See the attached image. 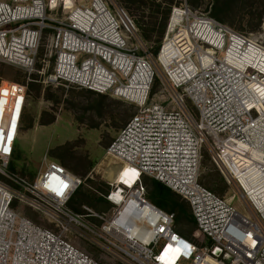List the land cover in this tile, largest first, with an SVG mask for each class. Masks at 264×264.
I'll use <instances>...</instances> for the list:
<instances>
[{
	"label": "built area",
	"instance_id": "2783aa9c",
	"mask_svg": "<svg viewBox=\"0 0 264 264\" xmlns=\"http://www.w3.org/2000/svg\"><path fill=\"white\" fill-rule=\"evenodd\" d=\"M110 3L0 0V64L37 73L46 85L76 86L136 105L107 155L139 172L132 186L108 192L112 209L99 228L86 224L67 207L84 178L48 153L35 178L11 170L29 86L0 77V264H102L63 237L73 228L133 264H264V45L208 14L174 7L156 58L126 10ZM176 9L185 15L172 27ZM183 29L190 54L162 59ZM156 80L167 97L152 102ZM206 150L238 189L246 214L202 185ZM146 177L188 202L211 246L176 231L175 215L147 198ZM22 207L58 222L59 231L33 221Z\"/></svg>",
	"mask_w": 264,
	"mask_h": 264
},
{
	"label": "rangeland",
	"instance_id": "374dc122",
	"mask_svg": "<svg viewBox=\"0 0 264 264\" xmlns=\"http://www.w3.org/2000/svg\"><path fill=\"white\" fill-rule=\"evenodd\" d=\"M115 2L126 10L138 30L137 36L157 58L168 30L174 7L188 6L192 12L215 18L233 30L249 38H258L264 45V0H107ZM185 12V11H184ZM215 12L218 13L215 16ZM173 40V39H172ZM167 43V54L179 55L180 59L190 53L192 44L183 37ZM46 42L40 49L42 66ZM252 53L255 52L251 49ZM250 51V54H251ZM180 60L179 63H182ZM53 66V61L50 63ZM0 77L4 81L28 84L29 94L23 131L20 132L12 171L35 178L40 170L43 157L48 153L50 160H56L70 172L81 176L85 183L80 189L81 198L88 196L90 204L77 203L73 213L80 215L86 224L100 227L102 218L109 216L111 205L105 199L115 184H120V176L125 168L117 160L107 155V150L119 131L136 114V105L110 95L71 85H46L40 75L27 74L24 70L0 64ZM167 94L162 93V83L156 80L150 101H161ZM201 183L220 197L230 201L239 212L246 214L245 204L239 198L238 189L229 186L217 170L206 150L202 161ZM152 181L146 179L144 185L152 192ZM33 221L59 231L60 224L51 222L39 213L26 207ZM180 227L193 236L198 243L204 237L197 226L182 219ZM182 229V228H181ZM201 233V234H198ZM63 237L75 247L102 264H133L124 255L103 248L98 238L84 230L73 228ZM210 260V259H209ZM204 264H216L213 261Z\"/></svg>",
	"mask_w": 264,
	"mask_h": 264
},
{
	"label": "trees",
	"instance_id": "16d2710c",
	"mask_svg": "<svg viewBox=\"0 0 264 264\" xmlns=\"http://www.w3.org/2000/svg\"><path fill=\"white\" fill-rule=\"evenodd\" d=\"M214 15L217 16L218 13L215 12ZM183 16H184L183 9H176L174 15L172 16V27L175 24H177L179 19L183 18ZM181 37H184V34H177L174 37L172 43ZM163 57H164V55H162L161 58L163 59ZM146 179H150L152 181L151 184L153 187L152 192H150V190L148 189V187L145 184V186L147 188V198L153 204L157 205L158 207H160L164 211L169 212V213H173L175 215V217H176L175 229L178 233H180L181 235H183L184 237H187L189 239H194L193 236L188 235L183 231V227L179 226L181 224L180 222L182 219H186L190 223H192L194 226H196V223L194 221L192 211H191V208H190L188 202L185 201L181 196H179L178 194H176L175 192H173L172 190L167 188L166 186L162 185L161 183H159V182H157L151 178L146 177V178H144L143 182H145ZM80 189L75 193V195L71 198V200L69 202V207L75 211H79L76 208L77 203H79V202L82 204H90L91 203V200L88 196H84L83 198L80 197L81 196ZM203 245L211 246L210 240H208L207 238H204ZM210 260L213 262H216L215 260H212V259H210ZM207 261L208 260H206L205 262H207ZM216 264H220V263L216 262Z\"/></svg>",
	"mask_w": 264,
	"mask_h": 264
},
{
	"label": "bare ground",
	"instance_id": "6f19581e",
	"mask_svg": "<svg viewBox=\"0 0 264 264\" xmlns=\"http://www.w3.org/2000/svg\"><path fill=\"white\" fill-rule=\"evenodd\" d=\"M174 15V14H173ZM184 15H185V12H184ZM182 19L183 18H181V19H179V21L177 22V23H179V22H181L182 21ZM177 34H184V39H187V40H189L188 38V34L186 33V31L183 29V30H181L179 33H176L175 34V36L177 35ZM172 41L173 40H171L170 41V43H172ZM190 41V40H189ZM191 42V41H190ZM172 44H174V43H172ZM165 54H167V48L165 47L164 48V53L162 54V55H164L165 56ZM190 53H188V54H186V55H184L183 56V58H187V56L189 55ZM179 63V62H178ZM5 82H7V81H5ZM264 97V96H263ZM124 165V164H123ZM138 176H139V172H138V170L136 169V168H134V167H131V166H128V165H125V168H124V170H123V172H122V174H121V176H120V184L119 185H127V186H132V184L138 179ZM115 185H118V184H115ZM263 196V200H264V194L262 195Z\"/></svg>",
	"mask_w": 264,
	"mask_h": 264
},
{
	"label": "water",
	"instance_id": "95a60500",
	"mask_svg": "<svg viewBox=\"0 0 264 264\" xmlns=\"http://www.w3.org/2000/svg\"><path fill=\"white\" fill-rule=\"evenodd\" d=\"M214 255L217 256V257H219V256L221 255V249L216 248V249L214 250Z\"/></svg>",
	"mask_w": 264,
	"mask_h": 264
},
{
	"label": "snow or ice",
	"instance_id": "6c2138e0",
	"mask_svg": "<svg viewBox=\"0 0 264 264\" xmlns=\"http://www.w3.org/2000/svg\"><path fill=\"white\" fill-rule=\"evenodd\" d=\"M178 251V250H177Z\"/></svg>",
	"mask_w": 264,
	"mask_h": 264
}]
</instances>
